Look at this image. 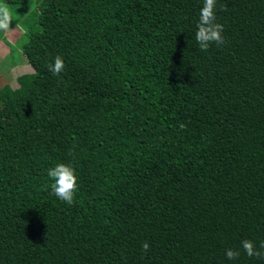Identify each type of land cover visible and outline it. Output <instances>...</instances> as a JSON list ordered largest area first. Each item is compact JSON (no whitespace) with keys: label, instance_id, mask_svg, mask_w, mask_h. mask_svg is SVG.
Instances as JSON below:
<instances>
[{"label":"trees","instance_id":"1","mask_svg":"<svg viewBox=\"0 0 264 264\" xmlns=\"http://www.w3.org/2000/svg\"><path fill=\"white\" fill-rule=\"evenodd\" d=\"M203 4L35 0L32 72L0 88V264H264V0H216L207 51Z\"/></svg>","mask_w":264,"mask_h":264},{"label":"clouds","instance_id":"2","mask_svg":"<svg viewBox=\"0 0 264 264\" xmlns=\"http://www.w3.org/2000/svg\"><path fill=\"white\" fill-rule=\"evenodd\" d=\"M216 0H204L203 7L200 10L199 23L195 39L199 44L201 51H207L213 44L221 45L224 43L223 25L216 22L215 15ZM11 23V13L8 7L0 4V30H7ZM64 68L61 57L55 58L54 66L49 65V70L53 75H58ZM48 177L53 181L51 184L52 193L64 203L71 205L74 202L76 192L78 190L77 176L74 169L64 163H59L48 169ZM242 248L249 257L256 256L264 258V252L258 250L254 243L250 240L241 242ZM147 251L149 244L145 242L142 245ZM260 249H264V242H261ZM225 255L228 260H236L240 256L239 250L226 249Z\"/></svg>","mask_w":264,"mask_h":264},{"label":"rangeland","instance_id":"3","mask_svg":"<svg viewBox=\"0 0 264 264\" xmlns=\"http://www.w3.org/2000/svg\"><path fill=\"white\" fill-rule=\"evenodd\" d=\"M34 2L27 0L26 6L1 3L9 8L11 23L7 30L0 32V88L8 84L16 88L17 77L32 72L21 49L26 40L24 32L33 25Z\"/></svg>","mask_w":264,"mask_h":264}]
</instances>
